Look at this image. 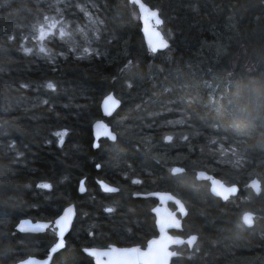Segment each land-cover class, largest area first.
I'll list each match as a JSON object with an SVG mask.
<instances>
[{
    "label": "trees",
    "instance_id": "1",
    "mask_svg": "<svg viewBox=\"0 0 264 264\" xmlns=\"http://www.w3.org/2000/svg\"><path fill=\"white\" fill-rule=\"evenodd\" d=\"M143 1L164 20V51L148 52L129 0H0V264L45 257L55 230L16 226L54 221L72 203L76 219L51 264H94L87 247L145 246L157 202L135 194L154 191L183 201L179 233L198 236L173 264H264V0ZM45 17L67 35L56 29L41 52ZM110 92L121 102L105 119L117 138L95 149L92 124ZM198 171L238 185V196H214ZM255 177L259 195L248 187Z\"/></svg>",
    "mask_w": 264,
    "mask_h": 264
},
{
    "label": "water",
    "instance_id": "2",
    "mask_svg": "<svg viewBox=\"0 0 264 264\" xmlns=\"http://www.w3.org/2000/svg\"><path fill=\"white\" fill-rule=\"evenodd\" d=\"M129 1L138 8L141 32L148 52L157 53L170 48L171 42L161 30L164 20L160 15V11L157 8H151L143 0H140L139 3H137V0ZM165 42L166 47L163 46ZM120 104V100L113 92H110L102 99L101 111L103 117L92 124L93 147L95 149L99 147L100 139L116 140L117 134L105 119L112 116ZM112 136H115V139H112ZM183 171L184 169L180 166H174L172 168L173 174ZM196 177L198 180H209L210 192L223 201H227L231 197L239 194L240 187L238 185H227L222 179L207 171H198ZM99 185L104 192L114 193L119 191V188L103 180L99 181ZM248 186L257 195L262 191L260 180L257 177L251 179L248 182ZM85 192V180L82 179L79 184V193L83 194ZM135 196L140 198L151 197L158 200V204L152 209L155 216L157 235L150 238L144 247L141 245H110L108 247L84 248L83 252L93 259L94 264H172L173 259L181 255V253L173 248H180L185 244L191 250L194 248L198 241L196 234L186 237L173 234V231H182L183 220L188 214V210L180 198L167 191H154L146 194L138 193ZM170 203L175 204V210L170 207ZM76 215L77 208L72 203L66 206L54 221H33L30 218L21 219L16 226L18 232L43 233L52 225L51 228L56 231L57 240L49 248V252L45 257L30 256L20 261H24L25 264H51L55 254L65 248L66 237L73 227ZM242 220L245 226L252 227L255 223V214L251 211H246L242 215ZM249 220L251 223L248 222ZM193 236L195 239L189 242V238ZM86 249L88 251H85ZM18 262L14 264H18Z\"/></svg>",
    "mask_w": 264,
    "mask_h": 264
},
{
    "label": "rangeland",
    "instance_id": "3",
    "mask_svg": "<svg viewBox=\"0 0 264 264\" xmlns=\"http://www.w3.org/2000/svg\"><path fill=\"white\" fill-rule=\"evenodd\" d=\"M41 25H43V29H41L39 25L37 35H35V39H34L35 40L34 43L35 44L37 43L39 48L44 47L45 40L50 35L54 34L56 29H58L57 35H59L60 37H64L67 35L66 29L61 26V22L54 18L47 19V21L45 23H42ZM52 25H55V27H52ZM61 29H63L64 35H61Z\"/></svg>",
    "mask_w": 264,
    "mask_h": 264
},
{
    "label": "snow or ice",
    "instance_id": "4",
    "mask_svg": "<svg viewBox=\"0 0 264 264\" xmlns=\"http://www.w3.org/2000/svg\"><path fill=\"white\" fill-rule=\"evenodd\" d=\"M140 2V0H137V3H139ZM158 11V10H157ZM45 19H47L46 17H45ZM161 23H162V21H161ZM52 27H55V25H52ZM40 28L41 29H43V25H40ZM42 35H43V32H42ZM61 35H64V32H63V29H61ZM163 46H167L166 45V42L163 44ZM25 51L26 52H31V49H25ZM40 51L41 52H44L45 51V49L43 48V47H41L40 48ZM48 87L49 88H54L55 87V85H53L52 83H51V81H49V83H48ZM112 139H115V136H112ZM165 139H171V137H165ZM98 166V165H97ZM45 187H50V185H44ZM249 223H251V221L249 220L248 221ZM195 239V237L193 236V237H190L189 238V242H191L192 240H194ZM85 251H88L87 249L85 250ZM18 264H25V262L24 261H19L18 262Z\"/></svg>",
    "mask_w": 264,
    "mask_h": 264
},
{
    "label": "flooded vegetation",
    "instance_id": "5",
    "mask_svg": "<svg viewBox=\"0 0 264 264\" xmlns=\"http://www.w3.org/2000/svg\"><path fill=\"white\" fill-rule=\"evenodd\" d=\"M98 180H100V179H96V183H97V184H98ZM156 202L158 203V201H157V200H156ZM157 203H156V204H157ZM172 209H173V210H175V209H176L175 205H174V207H172ZM173 233H174V232H173Z\"/></svg>",
    "mask_w": 264,
    "mask_h": 264
}]
</instances>
